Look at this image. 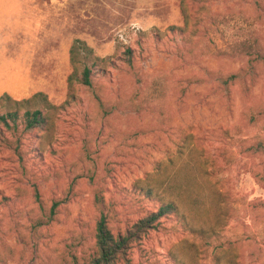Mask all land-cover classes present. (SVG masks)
Here are the masks:
<instances>
[{"label":"rangeland","instance_id":"374dc122","mask_svg":"<svg viewBox=\"0 0 264 264\" xmlns=\"http://www.w3.org/2000/svg\"><path fill=\"white\" fill-rule=\"evenodd\" d=\"M38 92L52 128L0 125V264H83L101 213L167 200L119 264H264V0H0V97Z\"/></svg>","mask_w":264,"mask_h":264},{"label":"trees","instance_id":"16d2710c","mask_svg":"<svg viewBox=\"0 0 264 264\" xmlns=\"http://www.w3.org/2000/svg\"><path fill=\"white\" fill-rule=\"evenodd\" d=\"M173 28H176V26L170 27V29ZM80 49H84L85 55L89 58L91 57L90 59H93V61L91 64L84 63L81 75L80 77L77 76L76 79L86 86H92L94 70L97 67H100V69L104 68L107 60L94 55L92 47L78 40L71 48V60L75 66L80 59ZM132 52L131 48H128L125 52L128 55L127 62L130 64L132 63ZM249 68L252 71L250 73H253L255 70L253 61H249ZM240 71L239 73L230 74L227 78H221L219 82L228 87L229 82L242 78V69ZM73 77L74 75L70 77L71 81ZM0 105L7 107V111L0 114V125L4 127L2 132L5 134L8 131L13 135H18L17 132H19L21 126L24 132L34 129L49 130L54 124L53 117L55 112L60 108V106L52 104L43 92H38L32 97L22 100L13 99L8 94H5L0 97ZM23 109L24 111L21 114ZM245 151L252 153L264 152V142H254ZM147 193L152 195L154 190L150 188ZM178 209V205L174 200H167V202H163L159 206L158 210L150 212L147 216L138 220L131 228L117 234L110 228L107 216L101 213L95 228L96 252L89 261L83 264H119L121 259L126 257L128 249L134 240L140 238L150 228L155 227V222L160 218L177 212Z\"/></svg>","mask_w":264,"mask_h":264}]
</instances>
